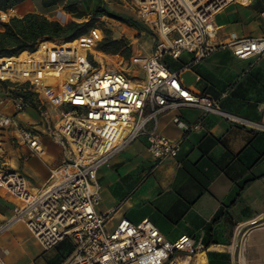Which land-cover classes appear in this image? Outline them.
<instances>
[{
	"label": "built area",
	"instance_id": "built-area-1",
	"mask_svg": "<svg viewBox=\"0 0 264 264\" xmlns=\"http://www.w3.org/2000/svg\"><path fill=\"white\" fill-rule=\"evenodd\" d=\"M233 1L132 0L138 20L153 33L155 43L153 53L134 58L142 62L140 83L116 63L104 64L98 58L103 36L97 26L69 40L73 44L67 47L43 37L23 56L20 52L0 56V86L5 81L18 91L13 95L15 112H23L33 101L40 118L39 123L24 126L0 109V195L16 202L13 214L0 221V235L22 222L44 250L69 239L73 250L63 264H192V237L183 234L170 241L149 218L139 222L122 218L107 229L109 213L96 210L101 200L97 171L140 136H145L155 163L174 158L182 139L161 134L157 120L182 106L264 130L254 120L224 111L209 95L190 90L180 70L163 61L164 55L175 59L188 51L194 63L224 48L240 59L263 54L264 36L217 41L214 16ZM17 15V7L0 9V21ZM8 127L32 155L43 153L42 136L60 148L58 163L49 168L47 181L37 190H31L26 177L5 161L3 131ZM198 127L196 123L187 130ZM0 264H6L1 250Z\"/></svg>",
	"mask_w": 264,
	"mask_h": 264
},
{
	"label": "crops",
	"instance_id": "crops-1",
	"mask_svg": "<svg viewBox=\"0 0 264 264\" xmlns=\"http://www.w3.org/2000/svg\"><path fill=\"white\" fill-rule=\"evenodd\" d=\"M63 7L58 2L42 10L26 0L18 5L17 16L39 12L61 24L79 19ZM214 24L221 43L232 37H263L264 0L230 2L214 16ZM165 57L172 59L190 90L264 126V53L240 59L224 48L194 63L188 51L175 59L164 55L163 61ZM0 89L3 112L24 126L39 123L33 101L18 118L13 89L2 84ZM196 123L197 129L187 130ZM157 124L161 134L182 139L174 158L155 163L145 136H140L97 171L101 200L96 210L109 213L107 229L122 218H149L170 241L183 234L192 237V264H264V130L191 106L161 114ZM3 143L8 167L21 172L31 190L44 185L49 168L59 161L60 148L46 136L41 155H32L12 127L3 131ZM15 203L1 193L0 221L13 214ZM0 250L6 264H63L72 252H63L66 256L54 262L50 249L44 250L22 222L0 235Z\"/></svg>",
	"mask_w": 264,
	"mask_h": 264
},
{
	"label": "trees",
	"instance_id": "trees-1",
	"mask_svg": "<svg viewBox=\"0 0 264 264\" xmlns=\"http://www.w3.org/2000/svg\"><path fill=\"white\" fill-rule=\"evenodd\" d=\"M24 1L26 0H0V9H7L11 6L18 7V5ZM38 1L40 3V8L48 9L56 5L60 0ZM77 1L79 0H66L63 8L76 18L86 17V13L78 7ZM107 14L108 13L100 6H96L93 11V17L84 21L71 20L67 23L61 24L56 20L47 18L44 14L39 12H28L20 17L14 16L8 20L0 21V56L14 55L18 54L21 51L22 55H25L27 53L26 49H33L37 41L43 37L55 40V43L57 45H61V47H67L69 45H72L73 43L69 40L85 33L90 27L93 26L94 17ZM123 21L127 25L136 28L140 23L133 17H124ZM97 49L106 54H117L120 52H124V56L127 59L132 55V45L126 44L123 39L109 38L107 36H104L101 39V41L97 45ZM96 53L101 54L100 52ZM164 62L169 68L173 70L176 69L175 64H173L172 59H170L169 57H165ZM19 93L24 94V96L31 99L28 92L20 91ZM65 240L66 239L62 240L54 247L61 248V244ZM69 244L71 245V247H68L66 249V254L70 253L73 249V245L70 240ZM65 256L60 254L54 260V262L60 261L59 258H63Z\"/></svg>",
	"mask_w": 264,
	"mask_h": 264
},
{
	"label": "rangeland",
	"instance_id": "rangeland-1",
	"mask_svg": "<svg viewBox=\"0 0 264 264\" xmlns=\"http://www.w3.org/2000/svg\"><path fill=\"white\" fill-rule=\"evenodd\" d=\"M35 2L38 6L40 5L38 0H35ZM59 2L64 5L66 3V0L64 2L60 0ZM77 5L86 13V17L73 19L75 21H84L93 17V11L96 6H100L108 14H112L94 17L93 26H97L98 28H100L103 37L107 36L109 38L123 39L126 44L132 45V55L128 59L125 58L124 52H120L117 54H106L101 52L103 55H99L102 56L101 58H103L104 64L110 62L116 63L119 68L124 69L127 73H129L131 77L136 78L134 80L140 83L141 79L143 78V67L141 64L142 62L140 60L137 61L134 58L146 57L153 53L155 50V43L153 41V33L149 31L141 21L138 20L132 0H79L77 1ZM124 17H133L134 19H137L140 22L139 26L136 28L127 25L123 21ZM1 84L4 86L7 84V82L2 81ZM12 92L15 94L17 90L13 89ZM26 92L29 93L30 97H33V94H31V92ZM3 96L4 91L0 89V100L3 99ZM20 113H22V111L16 112L15 115H18L19 118ZM6 141L7 144H9L7 137H5V142ZM61 247V251H59V247L50 248L49 251L53 254L54 260L60 254H63V252H67L66 249L68 247H71V245L69 244V239H66L61 244Z\"/></svg>",
	"mask_w": 264,
	"mask_h": 264
},
{
	"label": "bare ground",
	"instance_id": "bare-ground-1",
	"mask_svg": "<svg viewBox=\"0 0 264 264\" xmlns=\"http://www.w3.org/2000/svg\"><path fill=\"white\" fill-rule=\"evenodd\" d=\"M72 44H73V43H72ZM97 54H98V53H97ZM20 55H21V56H23V55H22V51L20 52ZM98 55H99V54H98ZM101 57H102V56H101V55H99V57H98V58H99V59H101Z\"/></svg>",
	"mask_w": 264,
	"mask_h": 264
}]
</instances>
